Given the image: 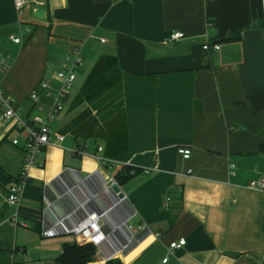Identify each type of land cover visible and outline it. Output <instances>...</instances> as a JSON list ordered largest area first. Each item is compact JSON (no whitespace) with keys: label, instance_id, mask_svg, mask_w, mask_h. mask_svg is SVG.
Returning a JSON list of instances; mask_svg holds the SVG:
<instances>
[{"label":"crops","instance_id":"crops-1","mask_svg":"<svg viewBox=\"0 0 264 264\" xmlns=\"http://www.w3.org/2000/svg\"><path fill=\"white\" fill-rule=\"evenodd\" d=\"M177 31L185 38L167 44ZM77 47L84 66L51 124L64 139L42 150L15 208L6 200L25 135L0 122V264H57L77 242L44 237V211L48 224L72 226L84 215L78 201L111 180L129 205L103 222L118 247L135 213L137 240L116 255L123 264H264V192L251 187L264 181V0H30L21 17L14 0H0V58L10 55L0 90L23 118L46 114V93L41 112L30 94L43 79L63 87L59 67ZM179 147L192 150L189 160ZM125 167L141 172L120 185ZM76 184L78 201L66 192ZM99 252L112 254L106 244Z\"/></svg>","mask_w":264,"mask_h":264},{"label":"built area","instance_id":"built-area-1","mask_svg":"<svg viewBox=\"0 0 264 264\" xmlns=\"http://www.w3.org/2000/svg\"><path fill=\"white\" fill-rule=\"evenodd\" d=\"M29 2L30 0H14L15 10L20 17L23 15V11ZM184 38L185 34L183 32H173L167 38L166 43H176ZM11 41L21 43V34L11 36ZM102 41L104 42V40ZM202 48L205 51L220 50V46L218 44L211 45L209 42H206ZM9 59V54L0 58V69L4 72L9 68ZM84 61L81 47H77L71 53L65 54L57 73V78L63 83V87L56 88V90L53 91L54 85L52 81L43 79L38 84L36 89L30 94V99L36 106L40 105L38 96L40 91L45 92L46 95L53 100V104L48 107L45 115L37 114L31 118H23L19 111L13 106L12 100L0 90V122L19 129L25 135L24 165L19 179L9 188L6 200L9 207L15 208L19 205L23 190L29 181V171L31 168L37 166V159L42 150L51 145L53 140L59 142L63 141V136L54 132L51 124L55 120L56 116L64 110V100L68 91L77 79L76 71L84 66ZM37 108L39 112L43 111L42 106H38ZM13 144L18 145L19 140L14 139ZM177 151L183 159L189 160L191 158L192 150L190 148L179 147ZM231 167L234 168V165ZM157 169L158 159H156V165L152 169H148L146 172ZM104 183L106 184V181ZM251 187L264 192V181L252 182ZM113 211L114 210L106 211L105 213L100 214L97 213V211H83L82 208L78 207L74 213L82 212L84 215L78 222L71 226L66 223L67 219L59 220L57 223L53 222L52 224H48L47 215H49L50 210L48 211L46 209L44 211L46 216L43 219L42 234L46 238H54L61 235H74L78 245L93 244L96 246L98 251L95 257L97 260L95 261L100 262L101 264H106L110 260L117 259L116 255L122 253L137 240L136 233L133 230V227L129 224V221L135 217V213L132 209H130V213L126 217L128 219H126L122 224V228H126L131 236H129L120 247H118V245L110 239V236L112 237V235H108L103 231V222L108 221ZM14 221L17 222L16 216ZM140 229H142V227H140ZM115 231L116 230H112V233H115ZM103 244H106L112 251L111 255H101L99 249ZM185 245V239L171 243L169 246L170 253L181 249ZM168 260V257L165 258L162 261V264H166Z\"/></svg>","mask_w":264,"mask_h":264},{"label":"trees","instance_id":"trees-1","mask_svg":"<svg viewBox=\"0 0 264 264\" xmlns=\"http://www.w3.org/2000/svg\"><path fill=\"white\" fill-rule=\"evenodd\" d=\"M240 39V34L231 35L224 40L227 42L237 41ZM141 171L131 167H125L116 175V180L120 185L125 184L131 180L135 175ZM98 248L93 244L78 245L65 244L62 249V253L57 259V264H93L97 255ZM106 264H123L120 259H113Z\"/></svg>","mask_w":264,"mask_h":264},{"label":"water","instance_id":"water-1","mask_svg":"<svg viewBox=\"0 0 264 264\" xmlns=\"http://www.w3.org/2000/svg\"><path fill=\"white\" fill-rule=\"evenodd\" d=\"M43 14H44V11L41 9L37 11L36 16L41 18L43 17ZM88 181L89 179L86 180L84 178H81V185L87 184ZM76 189H77V184L76 186H73L72 189L66 188V192L68 193V195H72L75 199L77 198L76 200L78 201L81 197H77V193L75 192ZM92 191H93L92 195L89 194V196L88 197L86 196L83 201H80V200L78 201L79 203L84 202L82 204L85 206L81 207L82 209L87 207L86 204H89V205L92 204L93 206H97V204H95L97 203V200L100 201L103 207H105L106 211H112L115 208L119 207L120 205L129 206L125 199V195L121 192V188L119 187L118 184H116L115 180H111L109 183H106V184L104 182H101L100 185L96 184L95 189L92 187ZM80 196H84V195H80ZM85 200H87V203L85 202ZM82 204L80 203L79 205H82ZM96 211L97 213H100V214L106 212L102 209L100 205L99 207L97 206ZM121 224L122 223L116 224L115 229Z\"/></svg>","mask_w":264,"mask_h":264},{"label":"rangeland","instance_id":"rangeland-1","mask_svg":"<svg viewBox=\"0 0 264 264\" xmlns=\"http://www.w3.org/2000/svg\"><path fill=\"white\" fill-rule=\"evenodd\" d=\"M49 101H50V105H49L48 107H50V106L53 104V100H52V99L49 98ZM59 244H60V243H59ZM60 247H61V246H59L58 251L60 250ZM95 260H97V259H96V258L94 259V263H93V264H101L100 262H97V261H95Z\"/></svg>","mask_w":264,"mask_h":264}]
</instances>
